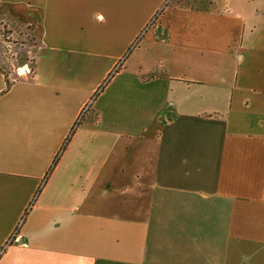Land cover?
<instances>
[{
  "label": "crops",
  "instance_id": "1",
  "mask_svg": "<svg viewBox=\"0 0 264 264\" xmlns=\"http://www.w3.org/2000/svg\"><path fill=\"white\" fill-rule=\"evenodd\" d=\"M0 22L35 41L31 73L0 66V264H264V0Z\"/></svg>",
  "mask_w": 264,
  "mask_h": 264
},
{
  "label": "rangeland",
  "instance_id": "2",
  "mask_svg": "<svg viewBox=\"0 0 264 264\" xmlns=\"http://www.w3.org/2000/svg\"><path fill=\"white\" fill-rule=\"evenodd\" d=\"M216 1L217 0H168V3L182 6L210 8L215 6ZM22 26L25 27L23 28ZM22 26H19L20 29L15 27L16 31L12 34L13 29H8L7 25L2 26V23L0 22V66L8 68L10 71L24 66L31 69L34 60L32 47H30L32 44H35L34 37L30 31L32 29V24H25ZM90 110H88L87 107L84 111L85 115H94Z\"/></svg>",
  "mask_w": 264,
  "mask_h": 264
},
{
  "label": "built area",
  "instance_id": "3",
  "mask_svg": "<svg viewBox=\"0 0 264 264\" xmlns=\"http://www.w3.org/2000/svg\"><path fill=\"white\" fill-rule=\"evenodd\" d=\"M26 72H31V69L29 67H26V66L21 67L20 70L18 71V73H20V74H25Z\"/></svg>",
  "mask_w": 264,
  "mask_h": 264
}]
</instances>
